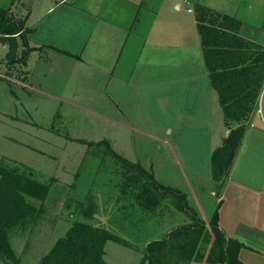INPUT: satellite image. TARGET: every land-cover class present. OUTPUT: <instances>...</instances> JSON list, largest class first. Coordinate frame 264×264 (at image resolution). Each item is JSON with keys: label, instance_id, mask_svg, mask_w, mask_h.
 <instances>
[{"label": "crops", "instance_id": "1", "mask_svg": "<svg viewBox=\"0 0 264 264\" xmlns=\"http://www.w3.org/2000/svg\"><path fill=\"white\" fill-rule=\"evenodd\" d=\"M115 1L118 5L115 13L107 16L70 0H50L40 16L45 21L43 30L36 22L26 23L32 29L29 45L35 48L26 62V79L64 73L60 92L37 87L39 83L33 86L31 80L30 88L50 99L78 105L74 100L85 88L86 75L95 73L101 81L96 92L106 100L108 119L117 127L146 136V145L155 140L160 149L168 146L179 162L181 173H190L195 184L210 181L212 187L208 190L211 188L213 195L215 184L209 156L231 127L245 124L241 145L216 200L218 223L228 237L241 243L238 257L244 264H264V81L257 105L248 117L240 123L226 124L219 94L211 83L193 11L194 4L200 3L239 21V24L222 18L212 21L215 30L206 37L210 50L208 62L213 72L221 75L222 86L230 91L234 86L242 88L245 80L254 88L264 71V0ZM69 21L72 31H68ZM107 32L115 35V42L107 38ZM93 36L95 41L91 40ZM32 55H36L34 64ZM121 56L125 58L117 68ZM74 77L77 83L81 79L80 86L75 84ZM68 88L70 94L75 93V99L67 97ZM81 105L89 107L86 103ZM134 156L131 161L141 157L135 149ZM156 173L161 178L166 176L158 170ZM154 177L167 185L156 174ZM192 183L189 182L194 192ZM32 202L40 204L36 200ZM129 211L133 210L124 215L126 234L132 237L135 233L143 244L137 249H125L133 256L131 264H138L150 240L162 238L180 225L163 232L162 211L150 213L141 208L134 214ZM212 213L209 218L199 213L198 216L206 223ZM56 234L50 238L51 246L60 236ZM209 248L203 258L188 264H223L207 260Z\"/></svg>", "mask_w": 264, "mask_h": 264}, {"label": "rangeland", "instance_id": "2", "mask_svg": "<svg viewBox=\"0 0 264 264\" xmlns=\"http://www.w3.org/2000/svg\"><path fill=\"white\" fill-rule=\"evenodd\" d=\"M70 1L82 8L101 11L107 16L113 15L114 9L118 7L115 0ZM50 3V0H0V6L9 7L16 16L25 18L27 24L35 25L36 22L41 30L45 27V21L40 16L45 13ZM70 28L69 21L68 31H72ZM107 33V38L114 40L115 35L112 32ZM91 40L95 41L94 36ZM17 41V52L20 54L23 46L18 37ZM7 51V44L0 42V164L2 162L16 166L20 172L33 174L38 181L50 185V193L42 202L45 209L42 208L40 214H36V221L27 223L16 231L9 229V241L19 264H37L44 251L50 249L52 235H61L74 219H82V209L89 204L93 207V213L88 214L89 217L92 215L91 222L108 226L114 231L119 230L127 241V244L116 241L106 243L104 258L108 264H131L133 256L125 248L137 249L138 245L143 244L139 242L141 237L134 235L135 233L132 237L127 236L124 218L120 221L118 217H123L134 206L131 195H122L120 192L127 185L126 175L123 173L127 168L109 154L106 145L90 146L88 141L109 139L113 142L112 149L128 160L135 157V149L141 157L132 162H139L144 170L156 174L159 181L167 184L166 186L187 192L189 205L202 217L209 218L220 192L214 187L213 195L211 188L208 190L212 187L210 181L195 184L190 173H181L179 162L168 146L160 149V144H156L155 140L146 145V136L134 130L117 127L109 120L108 107L104 104L106 100L96 92L101 81L95 73L86 75L83 81L85 88L81 90L82 94L78 99L74 98L75 93L70 94L71 88L67 89V97L73 96L72 99L78 104L70 105L59 99L45 97L30 88V84L35 86L39 83L37 87L47 88L53 93L60 92L59 85L64 73L56 72L44 77L38 75L36 78L26 79V64H8ZM35 58L36 55L30 57L32 64L35 63ZM122 58L125 57H120L117 68ZM73 80L79 86L82 84L81 79L79 83L75 77ZM81 103H86L89 107L83 108L82 105L85 104ZM209 160L210 164L211 154ZM157 170L166 173L165 178L158 176ZM189 182H193L195 193ZM129 188L126 187L127 190ZM175 202V198L168 195L161 201V206L157 207L165 216L161 229L163 232L170 226L191 222L189 216L176 212ZM130 212L134 214V211ZM173 213L175 216L172 217ZM208 221L209 219L206 223ZM130 233L132 234L131 230ZM212 239L210 232L202 237L201 254L211 246ZM0 264L13 263L0 260Z\"/></svg>", "mask_w": 264, "mask_h": 264}, {"label": "trees", "instance_id": "3", "mask_svg": "<svg viewBox=\"0 0 264 264\" xmlns=\"http://www.w3.org/2000/svg\"><path fill=\"white\" fill-rule=\"evenodd\" d=\"M197 27L201 36L202 47L208 68L212 86L219 94L220 104L223 108L226 124L230 122L244 121L254 106L257 105L258 93L264 81V71L259 77L255 87L248 80L242 88H234L230 91L222 86L221 75L215 74L209 64L210 50L206 41L207 35L215 30L212 21L222 18L225 21H239L227 14H221L200 3L194 4ZM32 29L26 25V19L16 16L9 7L0 6V42L7 44L6 58L8 64H26L29 54L34 47L28 43V35ZM23 46L20 54L17 52L18 41ZM54 48V47H53ZM57 51H62L55 48ZM63 52V51H62ZM264 52V51H263ZM264 69V66H263ZM246 125L240 124L231 127L229 133L211 153V179L215 188L222 192L225 180L231 169L234 157L238 151ZM88 145H106L109 154L127 168L125 173L126 187H122L121 194H130L137 211L140 208L154 213L161 206V201L166 196L175 198V207L179 212L191 218V222L172 228L164 237L150 240L144 247L143 257L138 264H188L193 259L203 258L200 252V242L206 232L213 236L212 244L206 256L210 262L223 264H244L238 257L241 243L230 238L220 228L218 223V205H216L208 224L199 216L197 211L188 203L186 192L177 188L166 186L156 180L151 172L144 170L139 162H132L116 153L107 139L97 142L88 141ZM124 170V169H123ZM133 173V174H130ZM129 183H132L129 185ZM128 191V192H127ZM50 193V185L38 181L28 172H20L16 166L0 164V260L11 261L19 264L14 250L9 241V229L16 231L27 223L36 221V214L45 209L44 202ZM32 200L39 201L34 204ZM128 203V202H127ZM42 204V205H41ZM131 204V203H130ZM40 209V210H39ZM84 217L74 219L64 234L60 235L49 251L39 260L38 264H108L104 258L105 245L108 241L127 244L119 230H113L108 226L96 225L91 222L89 213H93V207L82 209ZM88 217V218H87ZM119 217L123 221V217ZM120 226H122L120 222ZM124 227V225H123Z\"/></svg>", "mask_w": 264, "mask_h": 264}]
</instances>
